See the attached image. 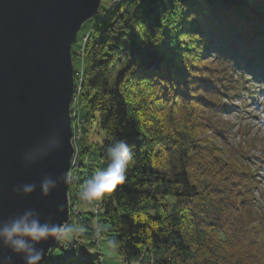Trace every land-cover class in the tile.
<instances>
[{"label":"trees","instance_id":"16d2710c","mask_svg":"<svg viewBox=\"0 0 264 264\" xmlns=\"http://www.w3.org/2000/svg\"><path fill=\"white\" fill-rule=\"evenodd\" d=\"M104 15L79 91L85 140L100 170L118 140L133 161L103 197L102 235L130 263L264 264L252 157L264 136L245 121L249 91L264 83V0H127ZM72 50L77 69L76 43ZM96 114L102 142L90 137ZM94 216L81 210L79 239L97 233ZM66 250L58 243L45 264H104Z\"/></svg>","mask_w":264,"mask_h":264},{"label":"water","instance_id":"95a60500","mask_svg":"<svg viewBox=\"0 0 264 264\" xmlns=\"http://www.w3.org/2000/svg\"><path fill=\"white\" fill-rule=\"evenodd\" d=\"M102 0H0V221L27 208L42 219L69 221L74 155L71 105L75 94L73 46ZM45 178L57 187L47 197ZM35 185L31 194L22 186ZM19 189V191H17ZM64 204L62 212L56 205ZM42 245L48 260L57 245ZM14 264L23 260L14 257Z\"/></svg>","mask_w":264,"mask_h":264},{"label":"rangeland","instance_id":"374dc122","mask_svg":"<svg viewBox=\"0 0 264 264\" xmlns=\"http://www.w3.org/2000/svg\"><path fill=\"white\" fill-rule=\"evenodd\" d=\"M122 1L120 3L119 7L113 8V0H102L101 3V9L99 13L93 17L92 19L88 20L87 22L84 23L82 26L76 40V50L78 52V57L77 58V71H80L82 68L85 69V56H86V47L88 44L89 39L93 36L94 32V27L96 24L99 22L100 18L103 19L105 17L104 11H115L122 7V5L126 2ZM77 71L74 73L75 75V82L76 77H79L82 79V82L84 80V74L83 75H76ZM77 83V82H76ZM75 83V85H76ZM79 88L81 91L82 84H79ZM78 88V89H79ZM77 86H75V94L73 97L72 105H71V114H72V119H73V126L77 125L82 129V134L79 133V136L77 137V149L80 150L79 154L80 156H75L73 155L72 162L74 159L76 160L74 165L70 166L69 173H75L78 172V176L75 177L74 179L71 180L69 183V205H70V217L69 221L65 224L72 226V224H76L79 214L81 210L84 211H91L95 214L93 221H92V226L97 227L99 229V236H97V233L93 236H84L82 239H79L77 236V239H74L70 243L62 244L63 246H66L67 250L65 252V257L67 256L66 253L68 252V249L70 250V247L73 248V251L71 250V254H69V258L80 261V257L82 260L86 256V258L92 259L94 256L97 255L99 257V261L104 264H140V261L137 263H130L128 262L120 253L118 250L117 246H114L111 244L108 240V237L106 234L102 235V224L101 221L103 220V210L101 211L102 213L100 214V209L102 208V199L98 201H93V202H85L80 199L79 197V191L82 187V185L89 179H91L94 175L88 176L89 172L94 168L95 173L99 171L100 167L103 164V158L98 155V153L91 147L90 144L85 140V123L86 120L83 118L82 113H81V105H80V100L79 96L80 94L77 93L78 90ZM78 94V95H77ZM75 110H77V113L79 114V119L74 115ZM143 111V109H142ZM252 115L253 117L250 119H245L246 122L250 123L251 127L253 128V132H259V134H263L264 136V95L262 96V101L258 106L253 108L252 110ZM97 115V114H96ZM81 119V120H80ZM83 119V120H82ZM81 122H80V121ZM236 127L239 126L238 119L234 118ZM83 122V123H82ZM99 122V117L97 115L96 121L92 124V131L90 133V137L92 141L95 142H102L104 138V131L101 129V127L98 125ZM73 133H74V127H73ZM232 141H239L238 136H234L231 139ZM74 145V144H73ZM75 149V147H74ZM261 151L264 152L263 145L258 144V148L255 149V154L260 155ZM75 153V151H74ZM88 154V155H87ZM261 156V155H260ZM263 157V156H262ZM260 161V159H259ZM71 162V164H72ZM261 165V164H260ZM262 168L259 170V177L261 180L260 184V189L259 191L261 192L260 198H259V203H260V209L261 212L264 215V163L261 165ZM72 202V204H71ZM99 213V214H98ZM98 214V215H97ZM71 221L73 223H71ZM75 228V226H72ZM103 229L105 231L106 227L103 226ZM77 241V243H76ZM76 243V244H75ZM94 244V245H93ZM75 251V252H74ZM83 253L84 255H79L77 258V254ZM50 255V253H49ZM54 256L59 258L63 256V251L61 249H57L54 253ZM50 257H48L49 260ZM47 260V261H48ZM46 261V262H47ZM45 262V263H46Z\"/></svg>","mask_w":264,"mask_h":264},{"label":"clouds","instance_id":"9594fccd","mask_svg":"<svg viewBox=\"0 0 264 264\" xmlns=\"http://www.w3.org/2000/svg\"><path fill=\"white\" fill-rule=\"evenodd\" d=\"M107 156L110 161L107 168L97 171L82 185L79 191L81 200L98 201L125 182L128 167L133 161V153L129 145L118 140L108 149ZM61 176L64 184L72 180L68 172L62 173ZM56 187V181L45 178L40 185L41 194L47 197ZM22 190L25 194H31L35 190V185L25 184ZM63 209V203L56 205V212H62ZM78 235V229L57 223L50 218L42 219L38 210L27 208L0 221V264H14V257L21 258L23 264H42L45 256L42 245L49 241L70 243ZM97 236H99V229H97Z\"/></svg>","mask_w":264,"mask_h":264},{"label":"built area","instance_id":"2783aa9c","mask_svg":"<svg viewBox=\"0 0 264 264\" xmlns=\"http://www.w3.org/2000/svg\"><path fill=\"white\" fill-rule=\"evenodd\" d=\"M122 1H125V0H113V8H115L116 9V7H119V5H120V3H122ZM84 74V68H82L80 71H77V73H76V75H78V76H80V75H83ZM77 78V81H78V83L79 84H81L82 83V79L79 77V79H78V77H76ZM76 81V82H77ZM75 82V83H76ZM76 86H77V83H76ZM80 91V88L78 89V94L80 93L79 92ZM77 94V95H78ZM79 96V95H78ZM74 115L79 119V114L77 113V110H75V113H74ZM81 120V119H80ZM79 120V121H80ZM83 120V119H82ZM81 122V121H80ZM83 123V122H82ZM74 127V133H73V137H72V142H73V144H74V147H75V153H74V155L75 156H80V154H79V152H80V150H78L77 149V137L79 136V133L80 134H82V129L80 128V127H78L77 125L75 126H73ZM80 137V136H79ZM88 155V154H87ZM75 159H74V161L72 162V164L71 165H74V163H75ZM71 174V176H72V179H74L75 177H77L78 176V172H75V173H70ZM77 239V238H76ZM76 243H77V241H76ZM75 243V244H76ZM71 250L73 251V248H71L70 247V250L68 249V252L66 253V257H70L69 256V254H71Z\"/></svg>","mask_w":264,"mask_h":264}]
</instances>
